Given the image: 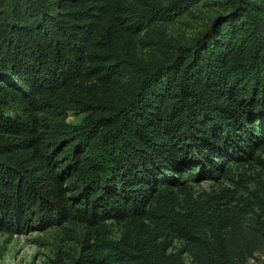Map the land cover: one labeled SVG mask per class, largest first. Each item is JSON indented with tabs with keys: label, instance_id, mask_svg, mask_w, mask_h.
I'll return each mask as SVG.
<instances>
[{
	"label": "trees",
	"instance_id": "trees-1",
	"mask_svg": "<svg viewBox=\"0 0 264 264\" xmlns=\"http://www.w3.org/2000/svg\"><path fill=\"white\" fill-rule=\"evenodd\" d=\"M51 228L49 264L264 254V0H0V230Z\"/></svg>",
	"mask_w": 264,
	"mask_h": 264
},
{
	"label": "rangeland",
	"instance_id": "rangeland-1",
	"mask_svg": "<svg viewBox=\"0 0 264 264\" xmlns=\"http://www.w3.org/2000/svg\"><path fill=\"white\" fill-rule=\"evenodd\" d=\"M166 2V0H161ZM211 5L199 3L191 11L182 13L172 21L160 23L167 36L190 38L204 27L209 15L213 14ZM146 29L136 34L137 49L140 54H146L151 47H155L158 34L153 35ZM83 114L69 112L68 120L78 122ZM211 179L200 181V186L208 187ZM60 244L57 230L51 228L46 230L35 229L25 233H10L0 230V264H49L54 249ZM264 261V254H258L253 261Z\"/></svg>",
	"mask_w": 264,
	"mask_h": 264
},
{
	"label": "crops",
	"instance_id": "crops-1",
	"mask_svg": "<svg viewBox=\"0 0 264 264\" xmlns=\"http://www.w3.org/2000/svg\"><path fill=\"white\" fill-rule=\"evenodd\" d=\"M253 260H254V258L251 257V258L249 259V264H259V262H257V261H253Z\"/></svg>",
	"mask_w": 264,
	"mask_h": 264
},
{
	"label": "built area",
	"instance_id": "built-area-1",
	"mask_svg": "<svg viewBox=\"0 0 264 264\" xmlns=\"http://www.w3.org/2000/svg\"><path fill=\"white\" fill-rule=\"evenodd\" d=\"M259 264H264V261L262 260V261H260V263Z\"/></svg>",
	"mask_w": 264,
	"mask_h": 264
}]
</instances>
